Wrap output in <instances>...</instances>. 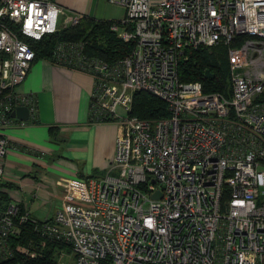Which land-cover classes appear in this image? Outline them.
Listing matches in <instances>:
<instances>
[{
	"label": "built area",
	"instance_id": "built-area-1",
	"mask_svg": "<svg viewBox=\"0 0 264 264\" xmlns=\"http://www.w3.org/2000/svg\"><path fill=\"white\" fill-rule=\"evenodd\" d=\"M108 1L124 8L110 20L128 44L120 57L62 38L47 59L92 77L89 112L118 127L113 156L104 174L68 180L42 219L9 200L0 261L43 256L49 240L55 264H264V0ZM82 17L53 0H0V182L3 129L36 111V97L19 90L33 45ZM220 43L224 90L180 77L190 52ZM135 91L166 102L167 115L130 114ZM19 105L27 119L11 114ZM30 220L43 238L14 241Z\"/></svg>",
	"mask_w": 264,
	"mask_h": 264
},
{
	"label": "crops",
	"instance_id": "crops-1",
	"mask_svg": "<svg viewBox=\"0 0 264 264\" xmlns=\"http://www.w3.org/2000/svg\"><path fill=\"white\" fill-rule=\"evenodd\" d=\"M53 1L94 19L124 14L121 5L108 0ZM91 89L89 74L55 66L45 57L33 60L19 86L36 97V111L32 122L2 131L9 147L0 190L7 193L8 201L26 203L33 217L44 218L50 206L62 202L68 180L107 170L118 127L111 121L89 120Z\"/></svg>",
	"mask_w": 264,
	"mask_h": 264
},
{
	"label": "trees",
	"instance_id": "trees-1",
	"mask_svg": "<svg viewBox=\"0 0 264 264\" xmlns=\"http://www.w3.org/2000/svg\"><path fill=\"white\" fill-rule=\"evenodd\" d=\"M110 23V20L83 16L76 24L68 25L56 33L46 35L43 39L38 40L33 45L36 50L35 58L50 57L55 41L62 38L86 40L85 51L89 54H95L108 60L120 57L128 44L119 39L110 29ZM205 69H209L213 74L206 75ZM180 77L185 80H200L205 91L224 90L228 85L226 46L221 43L212 47L201 46L190 52V58L180 65ZM167 113L166 102L160 98L146 91L133 93L130 114L139 117H159L167 115ZM89 120L96 121L90 112ZM8 198L7 193L0 190V209L5 207ZM35 225L33 220L23 223L21 233L14 237V241L24 244H28L29 241L32 244L38 243L43 236L41 237L39 229H35ZM52 249L51 241L47 240L43 256L16 257V259L0 261V264H16L18 260L22 264H55L52 260Z\"/></svg>",
	"mask_w": 264,
	"mask_h": 264
},
{
	"label": "water",
	"instance_id": "water-1",
	"mask_svg": "<svg viewBox=\"0 0 264 264\" xmlns=\"http://www.w3.org/2000/svg\"><path fill=\"white\" fill-rule=\"evenodd\" d=\"M204 73L210 76L213 74L209 69H205ZM11 114L12 115L16 114L21 119H27L28 109L24 105H19L11 112ZM159 194L160 192L157 190L152 194V196H158Z\"/></svg>",
	"mask_w": 264,
	"mask_h": 264
},
{
	"label": "rangeland",
	"instance_id": "rangeland-1",
	"mask_svg": "<svg viewBox=\"0 0 264 264\" xmlns=\"http://www.w3.org/2000/svg\"><path fill=\"white\" fill-rule=\"evenodd\" d=\"M228 80H229V71H228V77H227V82H228ZM113 173H114V171H112Z\"/></svg>",
	"mask_w": 264,
	"mask_h": 264
}]
</instances>
